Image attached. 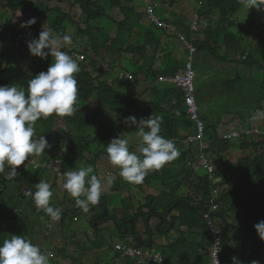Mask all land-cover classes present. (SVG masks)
Returning <instances> with one entry per match:
<instances>
[{
	"label": "trees",
	"instance_id": "16d2710c",
	"mask_svg": "<svg viewBox=\"0 0 264 264\" xmlns=\"http://www.w3.org/2000/svg\"><path fill=\"white\" fill-rule=\"evenodd\" d=\"M8 1L5 8L14 12V17L25 23L26 29L31 31L25 33L19 31L14 21H10L7 25L0 23V40H4L8 33H12L10 38L12 51L1 49L0 61L6 56H9V59L15 57L21 61L18 49L13 46L21 41H24L22 44L27 46L30 41L37 39L45 22L51 23L52 26L48 29L44 28V30H51L53 37L57 35L61 39L65 35L70 37L67 26H73L79 36L78 39H74L75 44L79 43L80 39L87 38L93 55L86 62L76 61L80 68L79 73L75 74L78 82V99L72 114L65 116L53 114L48 118L39 119L34 125L35 136L33 138L38 139L40 135L46 137L51 148L45 149L42 155H33L27 160L30 162L35 159L41 160V165H49L52 161L58 160V163L64 168L63 172H68L67 168H71L69 171H75L79 166L96 167L98 162L108 163L106 145L111 139L120 137L125 132L127 129L125 128V118L135 116L139 121L152 114L161 118L159 134L165 139L172 140L180 153L177 158L169 162L173 164V170L169 175L161 174L155 177L148 172L142 183H131L139 191L140 197L145 195L144 193L152 187L154 181L161 183L165 191L157 197L147 196L145 203L141 201L140 206H134L131 200L123 201L124 207L120 219L116 214L108 216L107 206L103 205L105 200L101 205L102 212L94 216L89 215V218L82 213V209H77L76 213H73L77 218V228L72 229L71 227L73 232L70 236L63 238V232L66 230H62L60 233L59 227L53 229V236L58 234L63 242L66 240L76 241L78 231H83L82 236L88 232L94 238V241H91L89 236L86 237L89 241V250L103 251L104 244L97 242L96 239L101 238L102 224L110 220L115 229L113 235L119 238V241L124 244H133L134 247L146 251L156 246L153 241L156 233L159 236H167L168 233L176 231L178 235L171 246L158 247L164 256V264H208L212 253L210 255L206 253L213 248V239L210 234L211 225L206 214L210 211L211 200L216 199L224 204L225 209L223 210L235 216L233 229L231 231L224 230L223 236L225 247L227 250L230 249L237 264H251L254 260L259 261V264H264V242L259 238L254 228V225L264 220V142H259V137L245 140L242 142L241 148L247 151L252 147L257 155L252 156L249 153L239 163H230L225 154L235 145L220 140L216 134L218 113L223 109L227 113L229 108L243 104L249 109L255 110L260 103L264 102L263 85L260 82L248 78L242 80L241 77H237L238 67L251 68L256 64L254 56L264 59V53L260 54L262 45L257 40L260 35L256 30V25L264 17V10L249 9L251 15L256 11H260V14L253 15V18L248 22L249 25L243 26L242 20L238 22L234 19L243 7L241 0H203V4L196 9V13L199 15L197 19L199 29L197 32H193V23L189 22L186 15L176 14L172 11L167 13L159 8L158 3H162V0H149V3L156 4L155 9L158 13L154 17L165 23L166 29L158 28L156 22H153L154 29L146 27L143 24L142 9L137 5L133 6L132 4V7L122 4V0H56L54 8L45 3L47 0L37 4L31 2V6L24 5L21 0ZM104 5H108L111 10L118 9L124 18L118 21L107 16ZM172 5L173 2L170 1L169 6ZM27 8L28 10L21 11ZM188 16L191 17V15ZM34 17L35 23L28 25L26 22ZM2 18L3 16L0 15V21ZM104 19L108 20L109 24L118 26V29L121 27L125 30V39H119V30L118 35L112 38L108 37L106 40L104 35H98L103 32L100 28L103 26L100 25ZM95 23H98L99 28L96 26L94 30L93 24ZM135 28L144 35L133 37L131 33H127L129 29L135 30ZM34 30L37 33L33 32ZM178 33L182 34L189 45L195 48V53L192 56L194 58L193 66H197L202 74L203 71H208L217 80L233 82L234 88L237 90L236 96L240 101L237 103L230 99V103L225 105L222 98L226 100L228 96L225 95L226 90L222 89L219 93L222 96L218 98L216 94H211V105L206 99L203 88L195 86L194 96L201 106L200 117L202 122L207 125V140L212 142L214 148L211 150L212 153L206 152L207 155L215 156L217 170L213 177L207 174L198 175L196 159H190L186 147L182 145L188 140V134L195 133L197 130L195 121L188 115L187 108L184 106L183 93L176 87L158 90L160 76L176 77L178 73L183 72V68L186 66V63H178L180 66L174 67L168 52L164 58V68H160V70L155 68V57L163 47L161 41L163 35L176 37L173 35ZM131 41L133 45L128 46ZM62 51L69 54L82 53L75 46L72 52L64 49ZM99 58L101 60L98 61ZM40 61V63L33 61L32 64L27 58L22 60V64L25 63L27 66V72L7 78L11 70V65L8 63L6 70L4 68L5 71H0V86H11L14 82V85L26 89L28 81L40 72H46L52 62L51 60ZM104 61L108 62L105 63L110 68L115 61H121L122 68L133 76L134 81H116L115 79L113 84L108 83L105 79L107 74L103 64H99ZM143 77L145 79L141 81ZM147 80L153 82L154 87L147 88L145 92L139 91L137 84L145 83ZM146 94L150 95L151 101L142 104L145 102L143 98ZM92 102H95L92 104L94 106L91 105ZM239 116L243 122L251 119L247 115L239 114ZM129 149L133 152L137 151V144L129 146ZM259 151L261 152L259 153ZM50 154L55 155L51 160ZM109 166L111 168L110 163ZM26 168L25 161L17 167L15 177H9L10 169L7 166L4 172L0 173V183L2 184L0 203L6 196V193L2 192L4 191L3 187L6 188L9 183H15L18 190L21 189V186H25L28 190L35 191V184L45 176H47V182L52 186L53 196L51 199L59 200L58 205H52V203L51 205L59 208L67 201L69 194L57 189L61 186L58 183L63 184L64 182L63 178L56 181L57 173L48 174V170L40 169L36 171L38 174L32 183L31 179H27ZM110 172L113 177L119 175L117 167H115V172ZM149 177L150 180H148ZM123 184L130 183L123 179L114 181L111 191L115 192ZM5 191L7 192V190ZM151 194L153 193L151 192ZM60 195L63 198H59ZM23 197L25 195H17L15 199L22 200ZM6 201L11 206L6 208L8 215L3 218L0 225V244L13 234L9 223L16 224L18 222L20 233L17 235L39 245L43 254L51 253V244L42 240L43 233L49 228L48 222L44 219L35 224L30 223L37 227V230L32 232L34 227L32 228L30 224H27L28 222L14 216V212H17L19 208L14 206L13 199L10 201L6 199ZM33 205L35 206L34 202L26 215L35 214L44 217L41 215L44 212L36 210ZM94 208L98 207L90 205L88 211L93 212ZM80 211L83 216L78 214ZM215 216L216 213L213 217ZM15 217L16 219H14ZM238 217L240 218L239 222L236 220ZM68 218H70L68 212L62 210L60 221L64 224L63 226L69 224V222L65 223V219L68 220ZM153 220H159V222L153 226L151 224ZM141 221L145 222L147 233L139 231L138 223ZM86 222H88L87 230H82V226ZM238 234L244 236L242 242H239ZM149 236L150 238H148ZM229 240L235 241L233 248L229 246ZM253 240L255 241L251 249H248ZM82 250L84 249L81 248ZM81 251L71 255V260L74 263H79L80 260L77 256L81 255ZM63 256H58L56 261L63 262L64 259L61 258ZM121 259L122 256L115 257L111 263ZM204 259H207V262ZM132 262L134 261L132 260Z\"/></svg>",
	"mask_w": 264,
	"mask_h": 264
},
{
	"label": "clouds",
	"instance_id": "9594fccd",
	"mask_svg": "<svg viewBox=\"0 0 264 264\" xmlns=\"http://www.w3.org/2000/svg\"><path fill=\"white\" fill-rule=\"evenodd\" d=\"M141 1L145 4L144 9L141 10V12L144 14L143 24L145 25L144 21L146 19L150 23V28L152 29V26L153 28L155 27L153 22H156V18L154 16L158 13L155 9L156 4L153 2V4H150L149 0ZM170 1L173 2V5L171 7L169 6ZM180 1L182 0H162V3L159 2L158 6L160 9L167 13H169V11H178L175 9V6H177ZM188 1L190 2V0ZM191 2L193 3L194 0H191ZM195 2L192 6V8L195 10L194 17L191 18L186 15L189 19V22L193 23V32H197L199 29V25L197 23L199 15L196 13V9L199 5L203 4V0H195ZM241 3L243 4L242 8L247 9V11L249 9L264 10V0H241ZM134 5L140 7L138 0L133 1V6ZM164 5H166V8L163 7ZM180 7H182V9L188 8L183 4H180ZM189 13L190 11L188 12V14ZM107 16L109 15L107 14ZM168 16L169 15H167V17ZM123 18L120 19L122 20ZM114 20L119 21V19ZM104 22L109 21L104 19L101 22V26H103V29H105V25H103ZM261 22L262 24L256 25V30H258L260 35V37L257 39L259 41L262 37H264V17L262 18ZM26 23L28 25H31L35 23V19H30ZM95 27L96 23L93 24L94 30ZM158 28L166 29V24L163 27L158 26ZM129 32L131 34L136 33L141 34L142 36L144 35L137 28H135V30L129 29ZM116 35H118V26H116ZM173 36L176 37H171L176 38L185 46V52L186 50H188V52L190 51L191 61L185 64L186 66L183 68V72L178 73L176 77L170 75L160 76L158 79V87L165 86L164 89L168 87H176L183 93L184 106L187 108L188 115L191 117V119H193V121H195L197 130L195 131V133H189L187 137L188 140L182 145L186 147V150L188 149L187 152L190 155V159H196L198 165L204 164L203 173L213 177L217 168L215 165V161L212 162V159L210 158L211 155H207L206 152L210 151V153H212L211 150L214 148L212 142L210 143L209 139L207 140V125L202 122V119L200 117L201 108H199L198 101L194 96L196 88L194 77L192 83L193 92L191 93V97L194 100L195 104L194 111H191L189 105L187 104V93L174 83L175 80L186 75L187 67L189 64L192 65V72H194V58L192 56L195 53V48L189 45L182 34L178 33ZM165 37L167 36L163 35L162 43L164 42ZM171 37L167 38L171 41ZM177 40L174 44L178 42ZM62 41H70V37L66 35L63 36L62 39L60 37H53L51 35V30H44L43 28V30L39 33L38 38L30 41L27 47L30 54L33 56L43 59L49 54L51 55L53 59L51 64L47 68V71L40 72L34 78H31L28 81L26 89L24 87H19L16 85L0 86V173H3L5 167L7 166L10 169L8 174L10 178L17 175V167L22 165L30 156L42 155L45 149L51 148V145L49 144L46 137L40 135L38 139L33 138L35 136V123L39 119L48 118L53 114L57 116L70 115L74 110V105L76 104V101L78 99V82L75 74L79 73L80 71V68L76 61L85 62L87 56L86 53L82 52L81 50L80 51L82 53L77 52V54L84 55L85 57V59L81 61L76 56H74L73 53L69 54L64 51L56 50L57 48L62 47ZM131 45H133L132 41L128 43V46ZM167 45L169 44H166L164 46V51ZM13 48H16L15 45L13 46ZM44 49H49L50 52H45ZM68 50V52L73 51V49L71 48H68ZM261 51H264V48H261ZM254 57L256 64L253 67H256L261 63L260 58L262 57ZM169 59H172V53L170 52ZM119 62L120 65L116 68L113 63L112 67L114 68V71L111 70L112 67L110 68L105 65L108 71L106 72V74L115 73L116 75H118L116 81H134L133 76L125 72L124 68H122V62ZM240 67L244 68L243 66ZM211 77L215 82L214 85L217 87V98L219 96H222L219 93L222 89H225V95L228 96V98H226L227 103H230V99L234 100L237 103L240 102L238 100V96H236L237 90L234 88L233 83L229 82L228 80H217L216 78H213V74H211ZM243 79L244 78H242V80ZM248 79L253 80L252 78ZM258 82L264 85V82ZM158 90L160 89L158 88ZM204 94H206L208 103L212 105V103L210 102L211 95L206 91H204ZM239 114L247 115L249 118H251L250 121L243 122L240 119ZM261 116H264V102L260 103L255 110H251L248 108V106L243 104H237L229 108V111L227 113L226 110L223 109L220 113H218V129L216 134L218 135L220 140L228 141L232 145H235L234 147H236L235 143H242L245 140H251L252 136L259 138L264 137L260 135V133L263 134L264 132L259 131V128L257 127V120L259 118L261 120H264ZM125 122L129 125H139L137 132L139 142L136 144L140 154L138 155L136 152L130 151L128 139L122 138V136L113 138L105 148L109 161L108 163H105L108 165L110 163L112 166L117 167L119 169L118 176L113 177L111 175L110 168L105 172L106 177H98L97 175L92 174L93 168L91 166H82L78 170L64 172L62 175V178L64 176L63 188L70 195V197L75 199V204L85 212L89 210L90 205L98 204L97 207H100L102 205V203H99L100 197L102 195V183L108 184L107 187L110 193H116V190L115 192L111 191V185L114 181H116V179H123L124 181L132 184H140L143 182L145 176L149 171L161 169L166 163L173 161L180 154L179 150L172 140L165 139L159 134L161 126L160 117L152 114L146 119L142 118L137 121L135 116H129L125 118ZM238 122L243 129L233 130L230 132L220 131V126L226 124L232 126L236 125ZM234 134H237L238 137L226 139L227 137H232L231 135ZM198 165L196 167H198ZM61 167L62 169H64L63 166ZM54 170L56 173H58L55 167ZM51 187L52 186L45 180H40L37 184H35V191L27 190L25 198L27 196H31V204H33L34 202L36 210L43 211L45 214H47L44 219L46 220V222H48L49 228L46 231H50L52 233L53 229L57 226L56 224L50 225L49 220L52 219L58 221L61 218L62 209L53 207L50 204V200L53 196ZM148 191L151 192V188L146 192ZM25 198L23 197L22 200H24ZM223 209H225L224 204L216 199H213L211 200L210 211L208 212V214H206V218L211 227L214 226L219 232V237L221 238V249L225 247L223 236L224 230L231 231L233 229V218L235 217L232 213H229ZM17 212H19V215L21 214L20 210H18ZM215 213L216 216L213 217ZM14 214L17 213L15 212ZM16 216L18 217V215ZM32 216L36 218L39 215L32 214ZM30 223L35 224L34 222ZM141 224H144V229L139 228V231H141L142 233H145L146 231L147 233L145 222L141 221ZM254 228L258 233L259 238L264 241V220H261L256 225H254ZM113 230L115 231L114 228ZM173 233L177 234L176 231L168 234L166 233L167 236H159L156 233L153 241L155 242L154 239H158L159 243H155L156 246L153 249H148L146 251H144L142 248L139 249L134 247L133 244H124L121 241H118V243L115 244V247L109 251H107L105 248L103 249V251H91L89 250L88 243L87 247H83L85 248L86 253L83 256H77V258L80 260L79 263H74L70 258V264H164V256L161 253L160 248L158 247L171 246V244L174 243V240H171L169 237ZM210 234L213 239L214 250L215 239L211 228ZM148 238H150V236ZM163 238H165L166 240L162 242ZM96 240L98 242V239ZM71 242L76 241L71 240ZM78 244H81L82 247L81 242H79ZM79 252L80 251H78V253ZM67 254H69L70 257L72 255L70 254V252H67ZM118 256H122V259L120 261L114 260L113 263H111V260ZM48 258L52 261L51 264H62L58 263L59 261H56L58 259L57 257L43 254L39 245L33 244L30 239H27L20 235H11L10 238L4 239L2 244H0V264H49ZM61 258L65 260V255ZM233 259L234 264H237L235 258ZM132 260L134 262H132ZM215 264H219L216 256ZM251 264H259V261L254 260L251 262Z\"/></svg>",
	"mask_w": 264,
	"mask_h": 264
},
{
	"label": "rangeland",
	"instance_id": "374dc122",
	"mask_svg": "<svg viewBox=\"0 0 264 264\" xmlns=\"http://www.w3.org/2000/svg\"><path fill=\"white\" fill-rule=\"evenodd\" d=\"M21 1L24 5L31 6V2H33L34 4H37V3H42L46 0H21ZM138 2L140 5V8L144 9L145 4L141 0H138ZM194 2H195V0H194ZM194 2L192 3L191 0H190V2L188 0H182V1H180V3L177 6H175V9L178 11H172V12H174L176 14H184L187 16L191 15V17H194L195 10L192 8V6L194 5ZM8 3H9L8 0H0V15L3 16L0 23L2 25H7L10 21H14V22H16L15 26L19 31H21L23 33H25L26 31H31V30L26 29L25 23H22V21H20V20H18V18L14 17V14H15L14 12H12L11 10H7L5 8L8 5ZM45 3L48 4V6H50L51 8H54L55 4H56V0H47ZM122 3L127 5V6H132V4H133V2L131 3L130 0H122ZM180 4H183L184 6H187L188 8L182 9V7H180ZM104 6L107 9V14L110 17H112L114 19H119V21H121L120 18H123V15L120 14L118 9L111 10L107 5H104ZM163 7L166 8V5H164ZM26 10H28V8L25 10H21V11H26ZM189 11H190V14H188ZM259 14H260V11H256L255 13H253L254 16L259 15ZM253 15L250 14L249 10L247 11V9L241 8L234 19L237 20L238 22H241V20H242L243 26L246 24L249 25L248 22L250 21V19L253 18ZM31 17H33V15H31ZM188 17H190V16H188ZM34 19H35V17H34ZM144 22L148 28L151 27L150 23L146 19ZM259 24H262V22L260 21ZM103 25H105V29H103L101 27L103 32L99 33L98 35H104L105 40L108 37L112 38L113 36L116 35V26L115 25H113L111 23L109 24V22H104ZM51 26H52L51 23H47V22L44 23L45 29H48ZM96 26H98V23H96ZM97 28H99V27H97ZM67 29H68V33L70 35V41H67V42L62 41V47L57 48L56 50L62 51V49H64V50L69 51L68 48L74 49V46H75L77 48V50H79V51L81 50L82 52L86 53V56H87V59L85 60V62H86L91 56H93L91 45L87 41L88 39L87 38H85L84 40L80 39L79 43L75 44L74 39L79 38L78 34H76V29L73 28V26H71V25H68ZM152 29H154L153 26H152ZM118 30H119V35H118L119 39L120 40L125 39L126 31L123 30L121 27ZM33 32L37 33L36 30H34ZM127 33H130V32H127ZM11 34L8 33L7 36L4 38V40L3 39L0 40V50L4 49V50L12 51V49H10V47H11V43H10ZM132 34H133V37L142 36L141 34H136V33L135 34L132 33ZM55 37H58V36L56 35ZM99 38L101 39L100 36H99ZM100 39H98L99 42H101ZM176 40H177L176 38H172V37H171V41L167 37L164 38L163 47H161V49L158 51V55L155 57V68H157V70H160V68H164V66H165V59L164 58L166 56V53H168V52L172 53V59H170V60H171L172 64L174 65V67L180 66L178 63L185 64V63H188L191 61L190 51L185 52L184 51L185 46L178 40L177 41L179 43L177 42L176 44H174L176 42ZM22 42H24V41H21V43L19 42L17 45H15L16 49H18V54H19V58L21 59V61L26 60V58L32 64H33V61H37L38 63L41 62L40 60H46V61L51 60L52 61L53 58L51 57L50 54L43 59L40 57H36V56L31 55L29 50H28V47L24 46L23 45L24 43L22 44ZM260 43H261L262 49H263L264 48V37H262L260 39ZM260 43L258 42V44H260ZM166 44H169V45H167V47L165 48V51H164V46ZM44 51L50 52L49 49H44ZM261 52H263V51H260V53ZM255 53H258V52H255ZM99 60H101V58H99L98 61ZM21 61L15 57L14 58L12 57V59H9V56H6L3 59H1V61H0V71L4 70V68L6 70V67L9 63L11 65V70L9 71L7 78L12 77V76L15 77L19 73H24V72L26 73L27 72V66L25 65V63L22 64ZM260 61H261V63L256 67H251V68L238 67L237 77L252 78L253 80L264 82V59L260 58ZM99 64H102V63H99ZM104 64L107 65L105 63V61H104ZM104 64H103L104 71L108 72L107 68ZM28 65H30V64H28ZM114 65L116 68L120 65V62H115ZM111 70L114 71V68L112 67ZM146 70H147V68H146ZM260 71H262V72H260ZM193 77H194L196 87L200 86L201 88L204 89V91L208 92V94H210V95L216 94V96H217V87L214 85L215 82L212 80L211 74H209L208 71H203V74H202L199 71V68L197 66H195L194 72H193ZM116 78H118V75H116L115 73H107V77L105 79H107L108 83L113 84ZM144 79L145 78L143 77L141 81H143ZM229 82H231V81H229ZM231 83H233V82H231ZM12 85H14V82H12ZM153 87H154V83L149 82L148 80L145 83L137 84V88L139 89V91L141 90L144 92L147 88L150 89ZM164 87L165 86H160L158 88L160 90H162V89H164ZM263 93H264V85H263ZM149 96L150 95L146 94V96L143 98L145 102H143L142 104L149 103L151 101ZM222 100H223L224 104L227 105V101L224 98H222ZM92 104H95V102H92L91 105ZM92 106H94V105H92ZM198 106H199V108H201L199 102H198ZM257 121H258L257 127L259 128V131L264 132V121H262L260 118ZM125 128H127V129H125V132H123V134H121L120 136H122V138L129 140V146L138 143L139 138L137 136V132H138L139 125L138 124L137 125H129L126 123ZM219 128H220V131H223V132H230L233 130L243 129L242 126H240L239 122L236 125L231 126V125L226 124V125L220 126ZM256 138H258V137H256ZM235 144H236V147L230 149L225 154L227 156V159L230 161V163H232V162L233 163H239V161H241L242 159H245V156L248 155L249 153L252 156L257 155V153H255V151L252 147H250L247 151H245L241 148V144H242L241 142H238ZM134 152H136L138 155L140 154L138 150L134 151ZM260 152L261 151H259V153ZM54 156L55 155L50 154V160L53 159ZM223 158H224V156H223ZM211 159H212V162H214L215 156L211 155ZM26 163H27V168H26L27 179H31L32 183H34L36 175L38 174L36 171H38L40 169L48 170V174H49V173H56L54 170V167H55L56 171L59 173V174L57 173L56 181L58 179L62 178V175L64 173L63 169L61 167V164L58 163V160H55V162L52 161V163L49 165H41L40 164L41 160H36V159L31 161V162H30V160H26ZM84 166H86V165H84ZM203 166H204V164L198 165V167H197L198 168V170H197L198 175L204 174L203 173L204 172ZM91 167L93 168L92 174L97 175L98 177H106L105 172L108 169H110V166L104 162H98L96 167L95 166H91ZM79 168H80V166L76 167V170H78ZM67 170L69 171V170H71V168H67ZM172 170H173V164L168 162L161 169L152 170V171H149V173L153 174L155 177L160 176L161 174L164 176H167L172 172ZM111 171L115 172V167L112 165H111ZM42 178H43L42 180H45L47 182V176H45V178L44 177H42ZM63 179H64V176H63ZM116 180H118V179H116ZM148 180H150V177ZM62 182H63V180H62ZM63 184H64V182H63ZM63 184L61 182H59L58 185H61V186H59L57 188L58 190H61L62 192L66 191L62 186ZM107 186H108L107 183H102V195L100 197L99 203H103V201L105 200V203H103V205L107 206L108 216H112V215L114 216L116 214V216H118L119 219L121 218L122 209L124 207L123 201L131 200L132 203L134 204V206H140L141 201H143L145 203V198L147 196L153 195L154 197H157L160 193L165 191L164 187H162V184L157 182V181H154L153 185L151 187V192L153 194H151L150 191L145 192L144 193L145 197L144 196L140 197V194H138L139 191L137 189H135L131 185V183L130 184H123L122 186L120 185L118 190H116V193H113V194L110 193ZM16 187H17V185L13 182L9 183L6 188L3 187L4 191H2V192H5L6 196L3 198L5 200H3L1 198L2 202L0 203V225L3 222V218L8 215L6 208L11 206L9 204V202L6 201V199H9V201L11 199H13L14 206H18L19 210L21 211L20 215H19V212H16L17 214H14V216L18 215V218L25 220L26 223L28 222L27 224H30V222L38 223L39 221L44 220L45 216L47 215L45 213L41 214V215H44V217L38 216L36 218L33 217L32 215L31 216L26 215V212H28V210H30L31 200H32L31 196H30V199H28V197H26V198L24 197L25 198L24 200L15 199V197H17V195L27 194V190H28L25 186H21V189H19L20 191H18V189L17 190L15 189ZM0 189H2L1 183H0ZM5 190H7V192ZM60 197L63 198L62 195H60L59 198ZM70 198H72V197H70V195H69L67 198V201L64 204L59 206V208H61L63 211L68 212L70 218H68V220L65 219V223L69 222V224L67 226L66 225L63 226L64 224L60 221V219L58 221L52 220V219L49 220L50 225L56 224V226L60 228V233L62 232L61 228L63 226L62 230H66L63 232V234H64V236H62L63 238H68L70 236V234L73 232V231H71V227H72V229L77 228L76 227L77 218L73 215V213H76L75 211L77 209H81L80 207H78L74 203L75 199L73 198V200H70ZM51 203H52V205H58L59 200L51 199L50 204ZM97 205H95V206L97 207ZM94 209L95 210L93 212L92 211H88V212L82 211V213H84L85 216L87 218H89V215L94 216V215L102 212V206H100L98 208H94ZM82 213L80 211L78 214L83 216ZM14 219H16V217ZM236 220H237V222H239L240 218L238 217V218H236ZM12 223L13 222L9 223V225H10L9 228H12V230H13L12 235L19 234L20 233V225L17 224L18 222H16V224H14V223L12 224ZM157 223H158V220H153L151 222V224L153 226H155ZM138 224H139L140 229H144V227H143L144 224H141V222ZM31 227L32 228L34 227L32 232L37 230L36 225H31ZM87 227H88V222H86L85 225L82 226V230H87L86 229ZM113 231H114L113 226H112L110 220H108L102 224V231L100 234L101 238H98V241H99V243L102 242L104 244V246H105L104 248L107 251L113 249L115 247V244L118 243V241H119L118 240L119 238H116L115 235H113ZM82 232L83 231L77 232L76 242H71L70 240H66L65 242H63V241H61V237L58 234L53 236V234L50 231H45L43 233L44 236L42 239L48 241L52 246L51 253H45V255H48V256L52 255L53 257L65 255V260L63 262L59 260L58 263L70 264L71 263L70 262L71 257L69 256V254H67V252H70V254H73V253H76L78 251H81V248L87 247L88 243H89V241H87V239H86L87 236H89L91 241H93V239H94L92 237L91 233L89 234L87 232L85 236H82V234H81ZM97 236H98V234H97ZM174 237H177L176 233H173L169 238L171 240H174ZM238 237H239V242H242L244 236H242L241 234H238ZM99 239H101V240H99ZM154 240H155V243H159L158 239H154ZM165 240L166 239L163 238L162 242ZM254 241L255 240H253L249 244L248 249H251ZM79 242L82 243V247H81V244H78ZM228 244L231 248H233L235 246V241L229 240ZM79 247H80V250H79ZM83 249L84 250L81 251V256H83L86 253L85 248H83ZM212 250H213V248L210 251H208L206 254L210 255L212 253ZM87 256H89V255H87ZM189 257H190V255H189ZM233 258L234 257L232 255V252H230L229 249L227 250V248H225V247H223L221 249V252H220V261L222 262L221 264H232L234 262ZM212 260H213V258H210L208 264H212ZM204 261L207 262V259H204ZM206 262H204V263H206ZM51 263H52V261L49 259V264H51Z\"/></svg>",
	"mask_w": 264,
	"mask_h": 264
},
{
	"label": "built area",
	"instance_id": "2783aa9c",
	"mask_svg": "<svg viewBox=\"0 0 264 264\" xmlns=\"http://www.w3.org/2000/svg\"><path fill=\"white\" fill-rule=\"evenodd\" d=\"M156 23L158 26H164L165 24L163 22L158 21V19H155ZM74 56H76L79 60L83 61L85 59L84 55H79L77 53H73ZM174 83L179 87L182 88L186 93V99H187V104L189 105L191 111L195 110V104L194 100L191 97V93L193 92V72H192V65L189 64L187 67V72L186 75L182 78H178L177 80L174 81ZM232 137H227L226 139H231V138H237L238 135L234 134L231 135ZM211 231L214 235L215 239V244H214V250L212 251V264H215V256L217 260L219 261V264L222 262L220 261V252H221V238L219 237V232L216 230L214 226L211 227Z\"/></svg>",
	"mask_w": 264,
	"mask_h": 264
},
{
	"label": "crops",
	"instance_id": "0c3cea01",
	"mask_svg": "<svg viewBox=\"0 0 264 264\" xmlns=\"http://www.w3.org/2000/svg\"><path fill=\"white\" fill-rule=\"evenodd\" d=\"M261 114V113H260ZM263 119H264V116H261ZM262 121H264V120H262ZM260 135L261 136H264V133L262 134V133H260ZM254 138V136H252V139ZM259 142H262V141H264V137H261L259 140H258Z\"/></svg>",
	"mask_w": 264,
	"mask_h": 264
}]
</instances>
